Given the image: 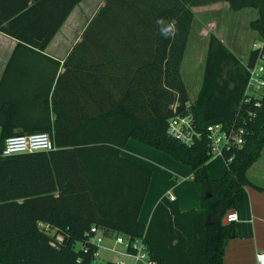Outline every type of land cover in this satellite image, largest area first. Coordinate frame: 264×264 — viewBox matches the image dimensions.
<instances>
[{"label": "trees", "instance_id": "obj_1", "mask_svg": "<svg viewBox=\"0 0 264 264\" xmlns=\"http://www.w3.org/2000/svg\"><path fill=\"white\" fill-rule=\"evenodd\" d=\"M215 1L218 0H158L160 21L168 25L175 20L173 44L167 53L165 47L158 52L166 54V61L144 64L140 66L141 79L123 82L117 76L118 66H93V111L79 103L76 116L59 115L42 125L14 131L20 123L7 115L0 100V150L11 135L43 131L49 133L57 147L7 157L0 152V264H92L97 251L92 241L93 227L108 237L143 236L149 256L157 264L222 263L227 243L236 236L234 222L224 223L223 219L242 198L250 184L248 167L264 148V92L260 97L246 93L245 65L254 61L256 52L250 50L246 64H242L211 34L201 87L190 98L180 69L193 20L190 7ZM228 1L234 10L257 8L258 18L250 28L263 38L264 0ZM61 21H56L54 28L36 42L39 49L50 41ZM0 29L11 33L7 26ZM108 76L105 82L103 78ZM187 103L200 132L192 144L166 132L167 119L185 113ZM174 104L175 113L171 108ZM211 123L244 130V144L224 153L226 171L219 178H211L206 169L212 156L205 128ZM131 138L190 167L199 190L197 209L182 211L176 201L163 196L148 223L139 221L152 171L120 154ZM61 152L71 154L80 169L76 186H68L72 194H77L78 210L66 207L74 199H43L51 194L53 186H46L37 177L49 166L53 155ZM231 155L233 158L228 160ZM27 174L35 180L26 188L22 180ZM18 198L23 202L15 201Z\"/></svg>", "mask_w": 264, "mask_h": 264}, {"label": "crops", "instance_id": "obj_2", "mask_svg": "<svg viewBox=\"0 0 264 264\" xmlns=\"http://www.w3.org/2000/svg\"><path fill=\"white\" fill-rule=\"evenodd\" d=\"M158 4V0H0V28L7 26L11 32L0 29V100L7 115L20 123L14 131H21L23 126L42 125L46 119L53 120L59 115L76 116L80 112L79 103L93 111L92 67L97 64L106 68L118 66L120 75L117 76L123 82L141 79L140 66L144 64L165 62L166 54L158 52L165 47L167 53L174 41V31L165 35L163 29L169 25L174 28L175 20H170L168 25L160 21ZM190 10L193 20L181 63L188 55V45L190 54H193L192 46L202 54V46L208 45L211 34L238 58L243 51L248 54L249 47L244 50L245 47L238 45L244 42L241 46H245L248 41L246 36L239 39L238 24L248 27L252 40L259 38L250 28V23L258 18L256 7L234 10L228 0H218L191 6ZM241 11L248 12L247 22L234 21L232 14L238 12L241 16ZM58 20L62 23L46 46L39 49L36 42L47 35ZM222 31L226 36L230 34L235 44L226 43ZM204 56L205 53L199 54L197 58L204 60ZM109 78L103 79L108 82ZM120 154L147 165L152 175L156 173V181L152 185L151 176L147 187L138 216L140 222L147 224L156 203L169 194L175 197L182 211L200 206L199 190L187 165L133 138ZM70 155L66 152L53 155L49 166L44 167L37 178L46 186H53L51 194L43 198L45 202H52L53 198L74 199V203L66 207L78 210L77 194H72L68 186H76L81 173ZM214 159L207 162L206 169L211 178H219L225 173L227 163ZM179 174L182 179L174 181L173 177ZM247 177L250 184L232 208L238 219L234 222L236 236L227 243L221 264H255V252L264 249V148L248 167ZM34 180L33 175L27 174L22 183L27 188ZM102 240L103 247L99 250L109 251L106 248L113 246V236H104Z\"/></svg>", "mask_w": 264, "mask_h": 264}, {"label": "built area", "instance_id": "obj_3", "mask_svg": "<svg viewBox=\"0 0 264 264\" xmlns=\"http://www.w3.org/2000/svg\"><path fill=\"white\" fill-rule=\"evenodd\" d=\"M250 50L256 52V57L251 64H246L248 79L246 93L249 96L260 97L264 92V37L254 41ZM190 104H186L185 113L173 114L167 120L166 132L168 136L174 139H179L186 144H192L195 138L200 137V132L195 128L194 119L189 113L188 108ZM173 113L176 112V105L171 106ZM206 136L209 139V151L208 153L214 156L224 157V153L229 151L232 147H240L244 144V130L243 128L224 127L221 123H211L205 128ZM5 144L0 150L3 157H7L13 154H24L26 152H43L50 151L56 148L54 141L48 132H33L26 134H14L5 139ZM233 156H229L228 160H231ZM170 200H174L175 197L172 194L168 195ZM228 222H236L237 214L234 209H231L226 216ZM41 226H45L40 224ZM48 227V225H46ZM92 241L97 245V251L94 254L95 257L98 254V250L103 247L102 239L103 234L97 228H92ZM60 237L58 236V239ZM113 246L108 247L111 253H116L120 260L118 264H128L124 259L125 256L132 257L131 264H157L156 260L149 256L147 247L144 243L143 236L140 238L129 239L123 234H117L113 236ZM255 264H264V249L255 252Z\"/></svg>", "mask_w": 264, "mask_h": 264}, {"label": "rangeland", "instance_id": "obj_4", "mask_svg": "<svg viewBox=\"0 0 264 264\" xmlns=\"http://www.w3.org/2000/svg\"><path fill=\"white\" fill-rule=\"evenodd\" d=\"M237 13L238 12H234V14H232V16L234 17V21H236V19H237V21L241 22V23L247 22V20L245 18L247 16L248 12H246V11L242 12L241 16L238 15ZM229 15H230V13H228V16ZM230 19H233V18L230 17ZM238 25H239V27L237 28V32H239V34H241L239 39L242 40V37L246 36L245 38H247V40H248L247 44L245 46H241L242 44H244L243 41H242L243 42L242 44L240 43L238 45L240 46V48L245 47V49L243 48L244 50H246L249 47V50H250L251 45L255 40L254 39L252 40V37L248 31L247 26L241 27L240 24H238ZM222 32L224 33L223 38H224V41H226V43H228L229 45L235 44V41L231 38L232 36L230 34L228 36H226L227 35L226 32H224V31H222ZM237 43H239V40ZM189 49H191L190 45H188V55L185 57V59L181 63L180 69H181V73H182V77H183V82L186 86L188 94L191 98H193V96L195 95V93L197 92V90L200 87L201 77H202V73L204 71V68H203L204 62H205L206 55H207V52H206L207 51V43H205L202 46V50H203L202 52L205 53L204 60H203V58H200V57L197 58V56L199 54H200V56L201 55L203 56V53L201 54L198 51V48H194L192 46L191 52L193 54H190ZM248 56H249V53L247 54V51H243V54H241V58H239L240 62L242 64H246ZM215 157H218L215 159H219V160L223 161V163H225V165H226V161L224 160V158L222 156H215ZM213 159L214 158L212 157V159H210V160L212 161ZM177 178H178V180H181L182 176L180 174L178 176L175 175L173 177V180L176 181L175 179H177ZM155 181H156V173H153L152 185ZM93 258H94V260L92 261V264H105L108 260L112 261V262H116V261L119 262V260H120V257L115 252L111 253L109 251H102V250L100 251V254L97 255V257H93ZM124 259L128 262V264H131V262L133 261L132 257L130 258V257L125 256Z\"/></svg>", "mask_w": 264, "mask_h": 264}, {"label": "clouds", "instance_id": "obj_5", "mask_svg": "<svg viewBox=\"0 0 264 264\" xmlns=\"http://www.w3.org/2000/svg\"><path fill=\"white\" fill-rule=\"evenodd\" d=\"M174 31V28L172 25H169L167 28L163 29V33L165 35L171 34Z\"/></svg>", "mask_w": 264, "mask_h": 264}, {"label": "water", "instance_id": "obj_6", "mask_svg": "<svg viewBox=\"0 0 264 264\" xmlns=\"http://www.w3.org/2000/svg\"><path fill=\"white\" fill-rule=\"evenodd\" d=\"M223 220H224V223H228V221L226 220V218H225V217H224V219H223Z\"/></svg>", "mask_w": 264, "mask_h": 264}]
</instances>
